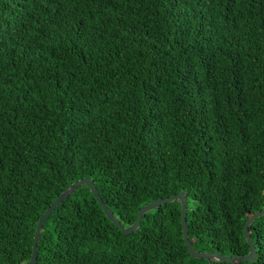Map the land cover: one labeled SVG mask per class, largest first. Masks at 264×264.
I'll return each instance as SVG.
<instances>
[{
  "label": "trees",
  "instance_id": "trees-1",
  "mask_svg": "<svg viewBox=\"0 0 264 264\" xmlns=\"http://www.w3.org/2000/svg\"><path fill=\"white\" fill-rule=\"evenodd\" d=\"M88 177L122 226L183 192L193 250L247 253L264 207V0H0V264ZM264 264V214L248 225ZM35 264H232L191 256L172 200L124 233L85 185Z\"/></svg>",
  "mask_w": 264,
  "mask_h": 264
},
{
  "label": "water",
  "instance_id": "water-1",
  "mask_svg": "<svg viewBox=\"0 0 264 264\" xmlns=\"http://www.w3.org/2000/svg\"><path fill=\"white\" fill-rule=\"evenodd\" d=\"M79 185H85L91 194L94 196L95 200L101 207V210L103 211L104 215L106 218L113 222L118 228L121 229L122 232L128 233L139 225L140 218L142 214L154 207H157L160 204H163L165 202H169L172 200H178L179 205H180V226H181V233H182V239L184 241V244L187 247V250L189 254L195 258H206L209 260H216V261H227L232 264H236L241 261H253L255 259V249L254 245L251 242V239L248 235V225L258 216L261 214H264V207L261 208L260 210L256 211L255 213L251 214L248 218L245 219L243 226H242V231L243 235L245 238V241L247 243V253L242 256H224L221 254H217L214 252H198L192 249L188 238H187V233H186V226H185V212H186V199L185 195L183 192L179 191L176 194H172L170 196L158 198L154 201H151L149 203H146L142 207H140L137 212H136V217L134 222H132L128 226H122L118 220L112 215V213L108 210L106 205L102 202L96 188L92 184L91 180L88 179V177H83L78 180L73 181L70 183L64 190H62L51 202L50 204L46 207V209L42 212V214L39 216L36 222V226L34 229L33 237H32V244H31V252L29 255L28 260L25 263L22 264H35V249H36V242L38 238V233L40 230V227L45 220L46 216L51 212V210L58 204L60 203L65 197H67L75 188H77Z\"/></svg>",
  "mask_w": 264,
  "mask_h": 264
}]
</instances>
